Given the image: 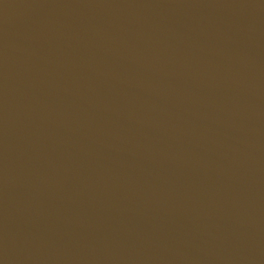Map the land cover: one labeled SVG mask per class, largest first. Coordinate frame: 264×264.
<instances>
[{"label":"water","instance_id":"95a60500","mask_svg":"<svg viewBox=\"0 0 264 264\" xmlns=\"http://www.w3.org/2000/svg\"><path fill=\"white\" fill-rule=\"evenodd\" d=\"M0 264H264V0H0Z\"/></svg>","mask_w":264,"mask_h":264}]
</instances>
